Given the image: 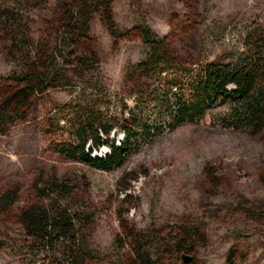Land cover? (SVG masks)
<instances>
[{
    "label": "rangeland",
    "instance_id": "374dc122",
    "mask_svg": "<svg viewBox=\"0 0 264 264\" xmlns=\"http://www.w3.org/2000/svg\"><path fill=\"white\" fill-rule=\"evenodd\" d=\"M72 2L0 0V102L15 84L13 78L23 73L27 52L13 45L3 23L20 24L29 40L51 52L63 11ZM114 18L120 29L132 32L118 44L100 17L92 24L100 62L94 82L102 91L90 87L85 92L88 86L69 73L73 88H49L33 96L25 117H16L0 134V187L22 189L15 211L0 217V264L61 263L62 244L55 251L38 250L18 219L24 203L42 202L35 183L51 178L74 185L72 208L88 218L84 226L77 223L80 244L90 252L85 264H122L134 256L126 230L145 237L146 251L163 264H228L232 247L241 254L235 264H264V132L251 136L226 127L221 120L235 106L233 97L220 98L196 122L170 127V119L163 121L154 113L155 106L139 109L131 80L146 57L141 32L147 28L170 36L195 69L211 62L236 64L249 51L246 33L256 25L264 31V0H115ZM189 82L184 83L183 96ZM174 92L178 98L182 95L180 89ZM83 96L99 100L102 111L117 120L109 137L116 146L127 141L125 124L137 128L149 121L156 135L128 144L122 167L101 169L65 157L60 149L73 133L62 110ZM175 102L161 100L165 108ZM110 151L106 145L94 149L92 157L105 159ZM207 164L224 178L222 188L211 186L204 172ZM245 206L250 213L240 211ZM183 230L199 234L195 243L186 242V250L177 247Z\"/></svg>",
    "mask_w": 264,
    "mask_h": 264
},
{
    "label": "trees",
    "instance_id": "16d2710c",
    "mask_svg": "<svg viewBox=\"0 0 264 264\" xmlns=\"http://www.w3.org/2000/svg\"><path fill=\"white\" fill-rule=\"evenodd\" d=\"M114 2L73 0L63 11L57 29L56 46L51 52L29 40L28 31L20 24L16 25L10 20L8 24L6 21L3 23L14 38L13 45L16 48L23 46L27 52L23 54L26 63L23 73L13 78L15 84L0 102V134L6 132L16 117H25L33 96L44 94L49 88H73L69 73L88 86L85 92L90 87L94 92L102 91L100 85L94 82L95 76L100 74L99 55L92 35L94 20L96 17L102 19L115 44L132 34L129 30L120 29L116 23ZM208 10L209 2L205 12ZM141 35L146 45V57L131 77L139 96V109L152 110L155 106L154 113H158L163 121L170 119V127H177L205 117L220 98L233 97L235 106L221 120L227 123L226 127L251 136H259L264 132V31L259 25L246 33L244 41L249 51L236 64L211 62L198 69L180 56L170 36L161 37L148 28ZM187 81H190L188 94L183 96L184 83ZM179 89L182 94L180 98L174 92ZM147 91L151 92L149 96ZM94 96L98 97V94ZM173 98L175 104L163 107L162 99ZM62 114L63 121L73 134L71 140L64 143L60 153L101 169L122 167L129 155L128 144L151 140L156 135V129L149 125V121L138 123L137 128H129L124 123L123 132L127 134V141L121 147L116 146L109 137L117 126V120L102 111L99 100L87 96L66 104ZM106 145L111 151L105 159L92 157L94 149ZM204 172L213 188L218 190L223 187L224 178L215 167L207 164ZM73 188L71 182H61L57 178L39 180L34 190L42 202L24 203L18 210L19 222L38 250L51 252L62 244L64 251L60 264H85L90 253L78 239L77 223L84 226L88 218L74 212L71 205V202H76ZM130 188L128 185L125 190ZM21 197L22 189L19 186L0 187V217L12 214L22 202ZM250 210L246 206L240 209L247 214ZM198 236L197 230H183L177 236L181 237L177 247L185 248L186 242L195 243ZM126 239L134 249V256L122 264H163L146 251L145 237L126 230ZM121 244V239H117L119 248H122ZM240 255V250L232 247L227 258L228 264H235Z\"/></svg>",
    "mask_w": 264,
    "mask_h": 264
},
{
    "label": "water",
    "instance_id": "95a60500",
    "mask_svg": "<svg viewBox=\"0 0 264 264\" xmlns=\"http://www.w3.org/2000/svg\"><path fill=\"white\" fill-rule=\"evenodd\" d=\"M191 259H188V261H190Z\"/></svg>",
    "mask_w": 264,
    "mask_h": 264
}]
</instances>
